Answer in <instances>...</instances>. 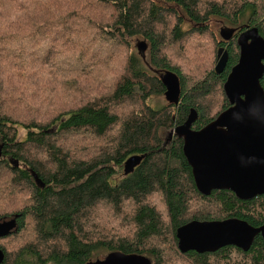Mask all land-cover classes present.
<instances>
[{"label": "trees", "instance_id": "obj_1", "mask_svg": "<svg viewBox=\"0 0 264 264\" xmlns=\"http://www.w3.org/2000/svg\"><path fill=\"white\" fill-rule=\"evenodd\" d=\"M213 18L264 37V0H0V217L17 215L0 264H84L115 250L151 264H264L260 235L247 250L177 247L191 220L264 223V194L200 193L181 136L164 142L191 108L198 130L230 105L237 51L217 74L184 42L201 45ZM165 71L180 100L157 107ZM131 155L142 159L124 174Z\"/></svg>", "mask_w": 264, "mask_h": 264}, {"label": "water", "instance_id": "obj_2", "mask_svg": "<svg viewBox=\"0 0 264 264\" xmlns=\"http://www.w3.org/2000/svg\"><path fill=\"white\" fill-rule=\"evenodd\" d=\"M229 32L222 29L224 38ZM232 34V32H231ZM239 58L232 66L223 84L229 106L198 130L191 128L197 117L194 108L186 120L173 128L183 137L182 151L197 190L209 195L212 190L226 189L238 198L248 199L264 194V90L260 80L264 74V37L253 26L243 31L237 39ZM144 56V40L136 44ZM214 66L215 73L225 69L226 54ZM166 100L177 105L181 95L178 76L165 71L160 76ZM142 159L131 155L124 161L123 173L128 174ZM16 217L0 221V236L9 234L16 226ZM256 235L264 239V223L254 227L239 218L222 220H191L176 229L180 252L215 251L227 245L247 250ZM4 252L0 249V262ZM84 264H151L148 257L137 253L110 251L103 257Z\"/></svg>", "mask_w": 264, "mask_h": 264}, {"label": "rangeland", "instance_id": "obj_3", "mask_svg": "<svg viewBox=\"0 0 264 264\" xmlns=\"http://www.w3.org/2000/svg\"><path fill=\"white\" fill-rule=\"evenodd\" d=\"M243 17H242V19H243ZM223 24H226V23L222 20H215V21L207 24V27H208V34L207 35L209 36V38L203 39V40L201 39V41H202L201 45H198V43H197L196 47H195V45L194 46L192 45L193 40H192V42H191V40L190 41L189 40L184 41L187 53H189V54L195 53L196 54L198 51L203 52L202 56H201L202 57L201 58V66H213L214 67L215 52L212 50V48L214 47V44L216 43L217 38H219L218 28L220 26H222ZM191 26H192V24H191ZM184 27H188V24H185ZM197 39H199V38H197ZM186 52H185V54L187 55ZM175 62L177 63L178 61L175 60ZM180 64H183V62ZM150 103L157 106V107H160V106H163L169 102L166 100L164 93H163L161 95L153 96L152 99L150 100ZM167 131L164 132V138H165ZM24 135H25V131L23 129H19V136L18 137L22 138V137H24Z\"/></svg>", "mask_w": 264, "mask_h": 264}, {"label": "flooded vegetation", "instance_id": "obj_4", "mask_svg": "<svg viewBox=\"0 0 264 264\" xmlns=\"http://www.w3.org/2000/svg\"><path fill=\"white\" fill-rule=\"evenodd\" d=\"M214 21L215 20H219L218 18H213ZM252 27V26H251ZM256 27V26H255ZM249 26L248 24H244V25H241L239 27H232V26H227V25H222L218 28V32H219V38H217V41H216V50H215V55H214V66L216 65L219 57H217V53L218 51L220 50V56H222L223 54H226V63H225V66H227L228 64V61H229V56L231 54V50L235 52V50L237 51V55L235 57V60L232 64H229V66H234L237 61H238V58H239V45L237 44V39H238V36L243 32L245 31L246 29H248ZM222 29L224 31H227L229 32V36L228 38H224L223 35H222ZM232 32V34H231ZM260 34V33H259ZM147 45V44H146ZM147 49H148V46L146 47L145 49V52H144V56L142 57L141 54L140 56L142 57V59H145L146 58V52H147ZM150 66V65H148ZM231 70V68H230ZM230 72V71H229ZM193 124V123H192ZM175 127V126H174ZM174 127H171L167 132H166V136H165V143H169L173 137L178 136L177 133L173 132L171 133V135L169 134L171 130H173ZM192 127V126H191ZM193 129V128H192ZM196 130V129H194ZM165 132V131H164ZM181 138L183 139V137L181 136ZM14 217V214L13 215H10V216H3V217H0V221H3V220H8V219H11ZM17 218V217H16ZM17 227V224L14 228H12L10 231H9V234L5 235V236H8L10 235L12 232L15 231ZM0 237H4V236H0Z\"/></svg>", "mask_w": 264, "mask_h": 264}]
</instances>
